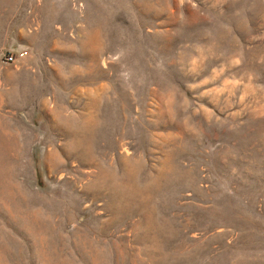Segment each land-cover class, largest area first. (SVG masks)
Returning a JSON list of instances; mask_svg holds the SVG:
<instances>
[{
  "label": "rangeland",
  "instance_id": "rangeland-1",
  "mask_svg": "<svg viewBox=\"0 0 264 264\" xmlns=\"http://www.w3.org/2000/svg\"><path fill=\"white\" fill-rule=\"evenodd\" d=\"M0 187V264H264V0H0Z\"/></svg>",
  "mask_w": 264,
  "mask_h": 264
},
{
  "label": "bare ground",
  "instance_id": "bare-ground-1",
  "mask_svg": "<svg viewBox=\"0 0 264 264\" xmlns=\"http://www.w3.org/2000/svg\"><path fill=\"white\" fill-rule=\"evenodd\" d=\"M45 104V103H44ZM88 113V112H87ZM86 118V117H85ZM96 123L94 120H86L83 121V124L76 125L74 122H67V133L71 137V141L66 145L65 151L68 153L66 156L71 158L74 154H78L82 157L84 164H88L91 167L96 169V175L91 183H89L86 186V190L88 192H91L95 196L100 195V192L102 190H105L108 192V195L110 198H121L123 195H127L128 193H135V189L130 190L127 186L128 182V174H125L122 178H117L116 171L113 169V167H105L104 164L101 161V152L99 150V143H97L96 146ZM2 132V131H1ZM12 133V132H11ZM67 136V135H66ZM7 138V137H6ZM98 142V140H97ZM2 143V142H1ZM67 143V142H66ZM24 144V143H22ZM21 144V146H22ZM2 148V147H1ZM51 148V147H49ZM50 153V152H49ZM50 155V154H49ZM16 157V156H15ZM13 157V158H15ZM50 158V157H49ZM80 158V157H78ZM19 159V158H18ZM22 159V158H21ZM20 159V160H21ZM23 160V159H22ZM56 160V159H55ZM77 160V159H76ZM80 161V160H79ZM73 162V161H72ZM82 162V161H81ZM80 162V163H81ZM21 163V162H20ZM25 166V165H24ZM18 175V174H17ZM25 179V178H24ZM18 180V178H17ZM4 181V180H3ZM70 187V186H69ZM74 187V186H72ZM85 188V187H84ZM1 189V187H0ZM145 190V189H144ZM104 191V192H105ZM70 196V195H69ZM129 196V195H128ZM4 197V196H3ZM131 197V196H130ZM94 198V197H93ZM33 199V198H32ZM75 199V198H74ZM143 199V198H142ZM141 199V200H142ZM11 200V199H10ZM23 200V199H22ZM77 200V199H76ZM144 200V199H143ZM3 201V200H2ZM7 201V199H6ZM33 201V200H32ZM138 201V200H137ZM8 202V201H7ZM34 202V201H33ZM76 202V201H75ZM144 201H142L143 203ZM147 202V201H146ZM6 203V202H5ZM36 203V202H35ZM139 203V202H138ZM151 203V202H149ZM8 204V203H7ZM6 204V205H7ZM34 204V203H33ZM3 205V204H2ZM144 205V204H143ZM10 206V205H9ZM8 206V207H9ZM146 206V205H145ZM1 207V206H0ZM4 207V206H3ZM19 207V206H18ZM147 207V206H146ZM7 208V207H6ZM21 208V207H20ZM144 208V207H143ZM22 209V208H21ZM10 210V209H9ZM24 210V209H23ZM145 210V209H144ZM147 210V209H146ZM6 211V210H5ZM31 211V210H29ZM18 213V212H17ZM22 213V212H21ZM24 214V213H22ZM18 214L17 216H19ZM131 215V214H130ZM148 218V217H147ZM146 218V219H147ZM154 216L151 215V218L149 220L150 223L154 224L153 227H148L149 229H158L159 232H163L164 239L162 240L161 237L156 240L157 246L161 247V244L165 241L168 243L169 249L173 250L172 253L167 254L166 260L169 262L170 258L173 257V255L177 254L179 247L177 246V232L173 229H170L166 231V229H163L159 223L153 221ZM29 219V218H28ZM8 220V219H7ZM25 222V221H24ZM27 222V221H26ZM25 222V223H26ZM147 222V221H146ZM11 224V223H10ZM30 224V223H29ZM149 224V223H147ZM12 226V224H11ZM29 226V225H27ZM31 228V226H30ZM34 228V227H32ZM29 229V228H28ZM27 230V229H26ZM36 230V229H35ZM162 230V231H161ZM31 231V230H29ZM39 231V229H38ZM28 232V231H27ZM39 234V233H37ZM184 247V245H183ZM182 247V248H183ZM185 250V249H184ZM180 253V252H179ZM178 255V254H177ZM175 257V256H174ZM173 257V258H174ZM174 261V260H173ZM135 264H137L134 261Z\"/></svg>",
  "mask_w": 264,
  "mask_h": 264
},
{
  "label": "built area",
  "instance_id": "built-area-1",
  "mask_svg": "<svg viewBox=\"0 0 264 264\" xmlns=\"http://www.w3.org/2000/svg\"><path fill=\"white\" fill-rule=\"evenodd\" d=\"M9 61H12V58H10Z\"/></svg>",
  "mask_w": 264,
  "mask_h": 264
}]
</instances>
